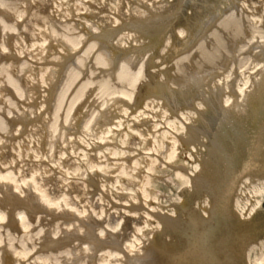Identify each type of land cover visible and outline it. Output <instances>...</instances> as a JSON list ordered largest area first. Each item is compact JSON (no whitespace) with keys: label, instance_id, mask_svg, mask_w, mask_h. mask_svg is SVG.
<instances>
[{"label":"bare ground","instance_id":"6f19581e","mask_svg":"<svg viewBox=\"0 0 264 264\" xmlns=\"http://www.w3.org/2000/svg\"><path fill=\"white\" fill-rule=\"evenodd\" d=\"M23 1L25 7L30 8L27 0ZM179 4L193 7L195 16L183 21L176 12L164 17V14L148 12L146 15L141 11L142 16L130 18L127 22L105 15L100 19L106 25L104 29L82 28L81 31L77 21L61 25V22L51 19L55 28H60V32L52 29L50 34L60 48L58 53L43 62L28 58L32 63L48 65L51 80H54L47 87L43 109L46 115L34 130L49 137L58 132L63 144L75 143L82 135L96 137L91 139L92 144L87 145L90 150H95L101 148L102 142L97 141L96 134L92 132L94 125H111L99 138L104 140V136L124 130L123 124L131 118L135 130L131 131V141L123 144L122 148H132L135 136L148 141L151 136L155 137L153 135L163 128L167 120H183L192 111L201 112L195 99L190 98L191 92H196L201 86V75L209 77L214 88L220 85V75L226 74L230 78L223 90L217 89L215 104L212 101L210 109H220V94L231 95V98L224 99V109L228 108V104L238 103L237 98H245L252 81L233 85L232 79L239 73L241 68L237 64L242 59L255 63L254 70L258 74L264 73V61H261L264 59V0H179ZM142 8L147 9L145 6ZM15 11V0H0V99L11 102L16 109L15 113L10 110L4 112L0 106V135L5 138L11 134L15 124L13 119L22 125L16 135L41 119L37 115L41 113L33 111L29 114H33L34 121L28 119V109L21 103L25 96L15 99L9 87L14 84L17 94H21L20 91H23L19 85L27 86L23 72H18L23 67L27 71L25 62L16 66L20 61L18 59L25 58V55L15 54V48L21 46H17V42L12 44V41L19 38L22 42L28 41L30 31L26 28L15 30L14 25L18 26L19 20L10 24ZM110 23L113 28L107 26ZM179 24L184 30L175 29ZM51 42L47 43L48 50L53 48ZM126 48L129 49L124 50ZM160 74L163 79L157 81ZM15 76L17 80L13 79ZM187 81L190 83L187 84ZM169 82L183 89H170ZM31 90L37 91V88L33 86ZM261 92L264 93V84ZM115 107L119 111L117 115L111 113ZM79 115L80 118L75 121V133L80 137L69 136L67 139L71 131L70 121ZM118 117L121 119L113 126L112 119ZM188 132L191 141L193 131L189 129ZM102 154L96 156H103L104 162H107V153ZM88 156L92 161L95 159ZM134 156L133 153L122 154L128 159ZM2 158L0 264H245L244 255L247 258L264 247V239L249 244L251 231L247 226L237 224L239 210L235 207V202L244 198L247 192L264 197V180L244 179L239 186L241 192L234 198L232 211L233 186H224L222 192L205 198V207L209 209L207 216L202 218L191 211L187 217V251H170L181 246L176 238H180V233L184 235L185 230L178 221L158 216L165 225L163 233L175 236L172 242L164 245L167 251L154 239L143 254H134L128 248L123 232L130 230V223L137 218L136 215L124 210L115 213L122 220L121 234H115L116 228L107 227L94 233V228L101 227L98 220L89 217L88 223H85L79 217L69 215L72 210L67 204L64 208L58 207L54 200L48 198L45 192L57 190V183L48 186L46 191L30 185L21 190L9 172L17 161H5L7 155ZM259 160L264 161V150L250 144L241 159L236 156L229 161L230 164L241 165ZM112 165L121 164L115 162ZM89 183L96 186L92 180ZM68 188L67 191L74 190L77 186ZM216 197L221 199L217 201ZM128 206L125 202L119 204L123 208ZM186 207L188 204L183 208ZM132 209L135 207L131 206ZM258 209L257 204L248 217ZM61 213L65 214L60 216ZM253 264H264V256L255 259Z\"/></svg>","mask_w":264,"mask_h":264},{"label":"rangeland","instance_id":"374dc122","mask_svg":"<svg viewBox=\"0 0 264 264\" xmlns=\"http://www.w3.org/2000/svg\"><path fill=\"white\" fill-rule=\"evenodd\" d=\"M27 3L30 8L25 7L23 0H15L16 11L13 12L10 21L12 24L19 20L18 26L14 25L15 30L26 28L30 31L28 41L22 42L20 38L12 41V44L17 42V46L18 44L21 46V48H15V54L25 55V58L18 59L20 61L16 66L25 62L27 71L23 67L18 72H23L22 77L27 80V86L19 85L23 91V93L20 91L21 94H17L14 84L9 87L15 99L25 96L21 103L28 109L27 118L34 121L33 114H29V111H33L35 114L41 113L37 114L41 116V119L26 126L25 132L18 135L16 131L22 125L17 122V119H13L15 124L10 136L6 139L4 135H0V162L4 160L2 158L4 155H7L5 161H17L16 166H12L9 172L13 174L15 185L21 190L30 185L40 191H46L48 186L57 183V190L45 192L48 198L54 200L58 207L64 208L67 204L73 212H69V215L79 217L85 223H88L89 217L98 220L101 227L94 228V233L107 227V229L116 228L115 234H121L120 221L122 220L115 213H122L124 210L136 215L137 218L130 223V230L127 233L123 232L127 239L125 241L129 244L128 248L134 254H143L145 248L154 239H157L159 245L166 250L164 245L167 246L172 242V238H175L173 234L163 233L165 225L158 216L178 221L185 230L184 235L180 233V238H176L181 246L171 248L170 251L173 253L187 251L186 224L191 211L202 218L204 215L207 216L209 209L205 207L207 202L205 198L212 197L215 192H222L221 189L224 186H233L230 207L232 211L234 198L239 191L241 192L240 183L247 178L254 181L256 178L252 179L250 174L264 175V161L245 162L241 165L234 162L230 164L229 161L236 156L241 159L250 144L258 145L264 150V93L258 88L264 84V73L258 74L254 70L255 63L242 59L241 63L237 64L241 69L232 79V83L243 85L246 81H252V87L245 98H237L238 103L228 104V108L225 109L223 105L226 100L224 99L231 98V95L220 94L219 110L210 109L211 102L214 103V97L218 95L217 89L223 90L230 78L226 74L220 75V85L214 88L209 77L201 75V86L196 92H191L190 97L192 100L195 99L201 112L192 111L193 114H187L186 119L183 120H167L163 128L153 135L155 137L151 136L148 141L135 136L136 141L132 148H129V145L128 148H122L123 144L126 145L131 141V131L135 130L131 118L123 124L124 130L104 136V140L99 138L111 125L107 127L94 125L92 132L96 134L97 141L102 143L101 148L90 150L87 145L93 143L91 140L93 138L87 135L80 137L75 133V121L80 118V115L70 121L71 131L67 136V139L69 136L80 137V140L63 144L58 132L49 137L43 132L34 130L46 115L43 109L46 106L47 87L54 80H51L48 65L32 63L28 58L43 62L51 55L55 56L58 53L60 48L50 34L52 29L60 32V28L58 26L55 28L51 19L61 22V25L77 21L81 31L82 28L104 29L106 25L101 23L100 19L105 15L112 19L119 18L129 22L130 18L142 16L143 11L146 15L150 12L164 14V17L176 12L184 21L185 18L189 20L195 16V10L188 4L187 6L179 4V0H27ZM142 6L147 9H143ZM183 21L179 22L182 24ZM181 24L175 29L184 30ZM112 25L110 23L107 26L112 27ZM50 40L53 48L48 50L46 46ZM160 78L163 79L162 74L157 77V81ZM13 79L17 80V77ZM189 83L187 81V84ZM33 86L37 88V91L31 90ZM168 87L170 89L173 87L176 91L183 89L182 86L170 82ZM253 95L255 97L252 101L256 100V104L254 102L249 104L248 97ZM0 106L4 108V112L6 110L16 112L12 103L4 99H0ZM251 107L254 108V113L249 117ZM111 113L117 115L119 111L115 107L111 109ZM118 119L121 117L112 119L113 126ZM141 128L145 127L141 126ZM189 129L194 135L191 141ZM108 142L109 144H106ZM104 152L107 153L106 159H109L107 162H104L103 156H96L98 153L103 155ZM125 152L133 153L135 156L129 159L122 157ZM87 154L95 159L92 161ZM115 162L121 165H112ZM89 180H92L96 186L90 184ZM69 186H77V189L67 191ZM215 199L219 201L221 198ZM124 202L129 206L119 207V204ZM185 204H188V208L184 209ZM257 204L259 209L248 217ZM131 206L135 209L131 210ZM235 207L239 210L235 214L237 213L241 223L256 224L260 218L264 217V197L261 195L254 196L247 192L244 198L235 202ZM62 214L65 213H61L60 216ZM262 239H264V232L257 236L252 235L249 244H256ZM261 256H264V247L247 258L244 255L243 258L245 264H253L255 259Z\"/></svg>","mask_w":264,"mask_h":264},{"label":"water","instance_id":"95a60500","mask_svg":"<svg viewBox=\"0 0 264 264\" xmlns=\"http://www.w3.org/2000/svg\"><path fill=\"white\" fill-rule=\"evenodd\" d=\"M250 113H251V116H252V113H253L252 109L250 110ZM250 176H254V177L256 176V177H259V178H263L264 177V175H257V174L256 175L250 174ZM237 224L239 225L240 223L237 221ZM240 226L241 227L242 226H247L249 231H251V234L254 235V236L260 235V234H262L264 232V217L260 218L258 220V223H256V224H254V222H252L251 224L242 223V224H240Z\"/></svg>","mask_w":264,"mask_h":264}]
</instances>
